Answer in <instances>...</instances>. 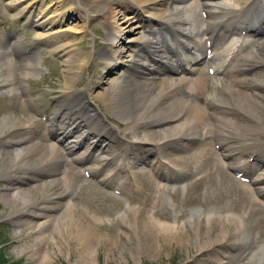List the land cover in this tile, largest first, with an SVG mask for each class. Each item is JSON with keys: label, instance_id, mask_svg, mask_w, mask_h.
Listing matches in <instances>:
<instances>
[{"label": "rangeland", "instance_id": "374dc122", "mask_svg": "<svg viewBox=\"0 0 264 264\" xmlns=\"http://www.w3.org/2000/svg\"><path fill=\"white\" fill-rule=\"evenodd\" d=\"M29 1L0 0V65L6 62V57L1 50L3 49L6 56H8V61L10 60V67L15 73V75L9 74L10 83L3 79V72H0V119L8 113L12 116L16 115L25 122L23 124L26 125L25 129L28 131V140L36 142L47 141L49 143L55 141L56 145L62 148L60 145L62 141L58 143L59 141L56 140L53 129L47 130V128H53L55 124L57 126L60 120L66 121L67 119L62 116L65 111H68L56 106L59 100L65 98V96L59 95L64 90L66 74L63 69L62 59L65 57L61 58L58 53L51 51V45L65 44L72 40L78 42L76 46L70 45L66 48V53H73L75 58H77V55L82 57L85 52L90 53L93 50H98L97 56L92 57L87 66L84 67L83 65L85 69L82 68L75 72V80L71 81L75 89H82V87L89 84V86H92V91H94L97 87L95 80L98 77L101 75L105 76V72L114 69L117 72H121L125 63L122 66L111 64L109 68H103L102 64H100L99 59L103 58L104 52L100 54L99 50L104 51L102 49L103 37H105L104 24L107 25L108 22L105 17H102L103 13L101 12L102 15L97 12H95L96 14L90 12L94 16L89 17L90 20L87 18V21L84 15L86 22L84 23L83 32L69 33L68 31H62L61 35L56 34L51 38L52 42L38 44L35 38L40 28L36 25V22L39 21H35L38 9L36 8L34 11V9L29 7L33 3H30L25 10L30 9L24 10L23 20H17V23H23V27L17 28L16 25L18 24L16 22H10L11 16L27 5ZM39 1L41 3L43 0ZM49 1L51 0H44L43 3L47 4ZM98 1L100 0H64L61 5H69L74 9L72 13L78 12V14L83 15L85 12L81 6L84 5V7L89 9L92 4ZM105 1L107 2L105 3ZM105 1H102L105 3L104 8L109 6L107 8L109 9L116 6L111 4L112 1L110 0ZM225 1L233 2V0ZM260 1L262 0H257L256 8L258 11H255L254 17L257 16L258 19L259 15H261L259 20L262 18L263 21L264 15H262L258 7ZM52 2V4H56L57 0H52ZM177 3L183 2L177 1ZM127 6L129 13H131L127 15L136 16L133 18V24L135 25L139 23L140 17L148 16L145 11H141L140 7L130 2ZM63 12L64 8L54 9L52 7L50 10L45 11L42 19L52 15L59 21V18H61L60 14ZM195 14L192 11H188L185 16L190 17L191 20L194 19L196 28L201 29L202 25L204 26L202 24V14L200 11L198 12V17ZM66 16H68V13L65 12L63 18ZM27 17L29 18L27 19ZM73 24H75V20L71 18L68 22L55 23L53 29H58L57 27L61 26H69L74 29L78 27L76 25L73 26ZM193 24L194 22L192 21L187 27L193 28ZM164 33L169 37L172 36L171 32L166 33L165 31ZM193 34L195 35V32ZM197 36L194 37L195 40H197ZM241 36L243 39L247 35L243 34ZM259 37L261 40L258 38L256 40L257 44L264 39V31L260 33ZM199 39L202 38L199 37ZM229 41L226 42L227 45L236 42ZM15 42L17 46L14 49L11 44ZM173 42L172 37L169 40L170 44L166 45L177 52ZM227 45L221 44L218 46L216 51L219 52V56L214 53L210 59L211 61L209 60L211 65L213 63L214 66L221 68L226 62L225 58L229 56ZM194 50L196 53L198 52L197 54H202L204 49L201 51L200 47L196 46L192 49V51ZM204 52L208 54L206 50ZM74 53L77 55L75 56ZM98 57L99 59H97ZM220 57H223L224 61ZM177 60L179 62L184 61L183 55L180 57L177 55ZM167 64L166 62L163 65L166 66ZM175 65L177 66L178 64L176 63ZM167 66L171 68L169 64ZM186 66L188 68V65L185 64ZM260 69L263 70L259 65L254 69L258 76L261 75L259 73ZM254 70H249L247 74H251ZM169 71L170 73L166 69L161 76L177 77L173 71ZM178 75L183 76L181 73ZM184 75L194 77L192 73L184 72ZM257 75L254 74L253 77ZM208 76H210L209 73ZM205 90L206 92L210 91L206 85ZM99 91L97 89L94 93ZM93 101L97 105L96 108L103 113L106 121L113 127L114 134L125 143L133 142L135 131L133 129L124 131L125 123L119 116L111 112L112 110L110 111L102 101ZM54 110H59L56 116L57 119L49 121L48 114ZM68 112H70L68 114V120L70 121L74 120L72 119L74 116H80L76 108ZM251 115L253 114L251 113ZM75 120L80 122L82 120V124L79 123V126L75 129L76 132L68 134V136L70 135L68 138H73L78 132L85 131L84 117L80 120ZM195 128L198 133H203L208 127H205V125L201 126L197 122ZM139 129H142V127H139ZM6 132L4 133L6 134ZM0 136V173L8 175L11 179L10 181L17 183L20 189L29 190L31 198L35 200L34 204H37L32 210L35 213L39 212L41 207L38 206L43 204L41 202L42 197L54 191L55 187H57L55 188V190L58 189L57 191L64 187L66 189L63 200L67 202L68 206L66 205V209L69 212L65 214L66 218H61L63 221L56 224L53 233L50 232V235L48 233L49 227L47 225L45 228L43 227L46 219L41 215L24 217L26 222L28 221L27 223L22 225L15 224L14 218H10L7 215L10 211V203H14V201H11L12 198L8 197L10 201L7 199L8 194L7 189H5V186L11 182L0 177V264H34L31 256L40 257L36 264H264V193L256 190V186H264V179L256 184L251 180L255 175H260L261 171L264 172V165L260 166V164H258V171L256 169L251 171L252 168H256L258 160L262 159L264 141H260L261 146L249 147L251 150L259 152V154H256L255 160L253 156H247L249 149L240 147L237 148V151L243 150L242 153L236 154V158L233 157L235 158H232L233 160L227 159L223 155L224 152H227L224 147L214 143L209 137H201L202 142L197 141L196 143L190 140L191 148L203 146L204 143V146L212 148L215 154L211 153V156L207 155L204 158L201 156L194 157V155L188 157L187 154L184 155L183 151L176 152V149L168 148L167 150H170L168 153L165 151H154L157 153L156 155L152 154L151 158L145 157L144 161L131 165L127 158L128 155H124L122 150H118L120 153L116 154V156L122 157L117 159L108 157L104 160L105 156H103L102 160H93V158H84V155L82 157L79 155L85 150V141L82 140L76 146L74 145L71 151L63 150L62 148L60 160H53L55 162L52 161L50 162L51 164H48L49 174L47 172L40 174V172L35 171L37 163L34 159L30 160L31 167H34L33 171L27 166L19 168L18 165L12 167L11 164L1 168L3 164L1 152L10 150L12 146L8 145V140L10 139L8 136L3 134H0ZM99 139L102 142L104 138ZM93 140L94 138H90V141ZM110 141L112 142L110 143ZM113 141V139L105 140L107 142L106 148L115 146L116 143ZM185 143L187 144L186 141ZM146 147L154 149L150 145H146ZM96 150L97 148H95ZM261 150L263 152H260ZM86 153H89V151ZM147 154H151V152ZM89 156H91V153L88 154ZM10 157H13L12 153ZM158 158L162 160L161 163H159ZM119 160H125L124 165L123 167H118L116 172L114 171L111 177L113 182L107 184V181L102 178L109 172L108 168ZM223 161H228V163L232 161V163L235 162L237 164L244 163L245 167L242 165L238 171L240 173L237 175L233 169L222 164ZM262 162H264L263 159ZM220 164L222 165L220 166ZM100 165H102L101 171L99 170ZM8 166L10 168L9 171ZM42 168L46 167L41 165L40 169ZM224 170L225 172L223 173ZM25 173H30L33 180H25ZM223 174H225L224 177ZM242 175L245 179H241ZM51 177L59 179L55 182H49ZM50 183L52 184L50 185ZM51 197H54L53 201L57 200L56 195ZM214 210L217 212L215 213ZM60 213L62 211L54 214L57 216ZM203 213L212 214V219H203L202 221ZM198 216L199 219H197ZM228 216H231L229 220H227ZM156 221L161 227L160 231H156L152 227L151 222L155 223ZM235 225L239 227L238 237L241 236L240 239L242 238V240H239V243L234 245V247H227L230 250L227 252L228 256L223 255V250L226 251L224 246L216 245L212 251L200 249V240H203L206 236L211 239V236L213 238L216 235H222ZM86 227L91 231L88 234L85 232ZM162 230L166 233L162 232ZM211 230H214V233ZM85 234L87 235L85 236ZM36 236L40 237V245H43V248L39 245ZM201 250L203 253H201Z\"/></svg>", "mask_w": 264, "mask_h": 264}, {"label": "bare ground", "instance_id": "6f19581e", "mask_svg": "<svg viewBox=\"0 0 264 264\" xmlns=\"http://www.w3.org/2000/svg\"><path fill=\"white\" fill-rule=\"evenodd\" d=\"M43 1L40 3L39 0H30L27 5L11 16L10 22L17 23L18 19L22 21L24 10L30 5V3H33L29 7L34 9V11L36 8L38 9L36 11L35 21H39L36 22V25L40 27L35 38L38 44H48L52 42L51 38L54 35H61L62 31H68L69 33L83 32V28L85 27L84 23L87 21V18L94 16V14H91L90 12H101L103 13L102 17H105L108 22L107 25L104 24L105 37H103L102 45L104 51L99 50L100 54H103L104 52L102 55L103 58L101 57V59H99L98 57L97 59L100 60V64H102L103 68H109L111 64L122 66L123 63H125L121 72H117L115 69L110 70L105 72V76L101 75L95 80V85L97 87L94 91L99 89L100 91L98 93H94V91H92V86H89V84L82 87V89H75L72 85L76 76L75 72L82 69L83 65L84 67L87 66L90 60H92V57H95L98 53V50L91 51L90 53L92 56L87 52L83 55L84 57H80V55L74 53L75 56L77 55V58H75L73 53H66V48L70 45L76 46L78 42L72 40L65 44L51 45V51L58 53L61 58L65 57L62 59L63 69L66 74L64 90L59 93L60 96H65V98L59 100L56 106H60L62 109L68 111L74 108L80 109L84 107V132H78L73 138H68L70 136H68V134L75 133L76 127L81 123L80 121L75 120L78 119L75 116L74 118L71 117L75 121L60 120L57 126L55 124L53 128H47V130L53 129L56 140L59 141L58 143L62 141V144L60 145L63 150L71 151L74 145L76 146L80 141L84 140L85 150L79 154L82 157L84 155V158H93V160H102L103 156H105L104 160L108 157L110 159H117L122 157L116 156V154L120 153L118 150H122L124 155H128L127 158L130 161L128 162L133 165L140 161H144L145 157L149 159L148 155L150 154L147 155L149 152L155 155L158 151H165L168 153L170 151L167 150L168 148L176 149V152L183 151L184 155L187 154L188 157L191 155H194V157L201 156L203 158L205 156L207 157V155L211 156V153L215 154V152H213L212 148H208L209 146L205 147L204 143L203 146H197L194 149L191 148L192 146L190 145V140L197 143V141L202 142L201 137H209L214 143L224 147V150L227 152H224L223 155L227 159L231 160L236 154L239 155L238 153H242L243 150L237 151L238 147L249 149V153L246 151V153H248L247 156L252 155L254 157V155L259 154V152H255L249 147L257 145L261 146L262 144L260 141H264V110L262 111V109H264V39L258 44L256 43V38L252 42H244L237 45H232V43L231 45H228L229 47H227V50L229 51L227 52L230 57L221 68L214 66L213 63L211 65L209 60H204V56L199 58L197 55L192 59L191 55L182 53L181 55H183L184 62H186V65L189 64L187 70H185L184 66H182L177 60L178 52H183V49H180L182 45L185 46V50H187L188 53H190V48L192 46L193 48L199 46L201 51L203 47L211 48L212 51H214L210 56V58H212L214 53L217 55L219 53L216 51L217 44H223L229 38V35H233L237 31L248 30V28L252 30L251 32L254 33V36L256 35V32L260 33L262 29L261 27L264 25V20L262 21V18L259 20L261 15H259L258 19L257 16L254 17L255 11H258L256 8L257 0H233L232 3L225 0H110L112 1L111 4H115L116 6H114L117 8L110 7L109 9H107L109 6L104 8L107 1L100 0L95 4H92L89 9L84 7V5L81 6L85 12L83 15L78 14V12L72 13L74 9L69 5H61L64 3V0H57L56 4H52V0L47 4H45V2L43 3ZM102 1H105V3ZM177 1L183 3H177ZM185 1L186 3H184ZM129 2L140 7L141 11H145L148 15L147 17H140L139 23L136 25L133 24V18L136 16L127 15L131 14L129 13L127 6ZM52 7L54 9L64 8V12L60 14L61 18H59V21L55 19V16L52 17V15L42 19L45 11L50 10ZM258 7L259 11L264 15V0L260 1ZM188 11L196 13L195 15H197V17L199 16L198 12L200 11L204 24L201 29L196 28V21L194 19L191 20L190 17L185 16V13ZM65 12L68 13V16L63 18ZM84 15L86 16V21ZM28 18L29 17H27V19ZM71 18L75 20L73 26H78L75 27V29L69 26H61L57 27L58 29H53L55 23L68 22ZM77 20L78 22H76ZM192 21L194 22L193 28L187 27ZM17 24V28H20L21 26L23 27V23ZM163 31H166V33L171 32L173 34V43L175 44L177 52L167 47L164 42L165 36ZM194 32L195 35L193 34ZM199 33L203 36V40L199 39L198 41H194L191 45L189 43L190 38L197 36ZM16 46V42L11 44V47L14 49ZM1 50L2 54L6 57V62L0 65V72H3V79L8 82L10 80L9 74L15 75V73L10 67V60L8 61L7 58L8 56H6L3 49ZM170 50L174 51L173 54ZM185 57L189 59H185ZM220 58L223 60V57ZM165 61L171 66V68H168V64L166 66L163 65L166 63ZM176 61L178 64L177 66L174 64ZM199 61L202 62V64L199 63ZM196 63H199L200 65L198 64L195 67H192V65ZM257 65L263 68V70H259V73H261L259 76L254 70ZM32 68L34 69L33 66ZM208 68L210 69L209 72L214 71L210 76H208ZM166 69L173 71L177 77H170L168 75L161 76L165 73ZM249 70L254 71L251 74H247ZM184 71L193 72L194 77L184 75ZM179 73L183 74V76H179ZM254 74L257 76L253 77ZM205 85L209 87V92H206ZM93 100L102 101L110 111L112 110L111 112L119 116L125 123L123 128L124 131L130 129L135 131L133 142L125 143L121 138L114 134L113 127L106 121L103 113L96 108L97 105ZM58 111L59 110L51 111L48 114V120H53ZM251 113L253 115H251ZM23 121L24 120H21V118L19 119L18 116H12L9 113L0 119V134L8 136V138H10L8 140V145L12 146L10 150H3L1 152L3 159L1 168L11 164L12 167L18 165L19 168L27 166L33 171L34 167H31L30 160L34 159L37 163V169H35V171L38 173L40 172V174L42 172L48 173V164L53 160H60L62 148H60L59 145H56L55 141L49 143L47 141L36 142L34 140H28V131L25 129L26 125L23 124L25 123ZM68 122L69 124H67ZM197 122H199L201 126L205 125V127L208 128H206L203 133H198L195 128ZM139 127H142V129H139ZM4 132H6V134ZM97 136H100L99 138H104L103 141L100 142V139ZM90 138H94V140L90 141ZM110 139H113L116 145L114 146L112 144L113 147H109V149L106 148L107 142H105V140ZM94 141H98V143H94ZM111 142L112 141H110V143ZM146 145H150L154 147V149L147 148ZM95 148H97L96 151ZM87 151H89V153H86ZM260 152L263 151L261 150ZM11 153L13 154L12 158L10 157ZM90 153L91 156L88 157V154ZM150 156L152 157V155ZM261 157L264 161V154L261 155ZM124 161L125 160H119L112 164L111 167L108 168L109 172L105 174L102 179L111 184V182H113L111 178L113 172L118 167H123ZM161 162L162 160L159 159V163ZM222 164L233 169L234 172L239 171L243 165V163L237 164L235 162L232 163V161L230 163H228V161H223ZM222 164H220V166ZM258 164L259 161L257 162V166H255L256 163L254 165L256 168H252L251 171H254V169L258 171ZM41 165L46 168L40 169ZM100 166L99 170L102 168V165ZM9 170L10 168L8 166V171ZM224 172L225 170L223 173ZM25 174V180H33L30 173ZM224 175L225 174H223V177ZM257 175L253 178L251 177L254 184L264 179V172L261 171L260 175ZM0 177L7 179L8 181L11 180L8 175L3 173H0ZM58 179L59 178L55 179L54 177H51L49 182H55L58 181ZM18 180L16 181L18 182ZM10 182V184L5 186V189H7V199L8 197L12 198L11 201H14V203H10V211L7 215L10 218H14L15 224L19 225L28 222H26L24 217L41 215L46 219L45 226L43 227L45 228L47 225L49 227V235L50 232L53 233L56 224L63 221L61 218H64L66 216L65 214L69 213L66 209L67 202H64L63 200L66 188L63 187L57 191L58 189L55 190V188H57L55 187L54 191L45 194L41 199V202L43 203L42 206H38L41 207V210L35 213L32 209L35 208L37 204H34L35 200L34 198H31L29 190L20 189L17 183H12L13 181ZM51 184L52 183H50V185ZM256 187V190H260L261 193H264V186ZM55 195L57 196V200L53 201L54 197L51 196ZM62 207L64 208L60 210ZM58 211H62V213L56 216L54 213ZM198 211H200V209H198ZM228 217L227 220H229L231 216ZM201 218L202 221L203 219H212V214L203 213ZM197 219H199V216ZM151 223L156 231H160L161 227H159L157 221ZM41 231L43 232V229ZM211 231L214 233V230ZM85 232L88 234V232L90 233L91 231L86 227ZM162 232H164V230H162ZM87 234H85V236ZM220 235H216L213 238L211 236V239H208L207 236L206 238L201 236L203 240H200L199 242L200 249L202 248L203 251H212L216 245L224 246L226 251L223 250V255L228 256L227 252L230 250L227 247H234V245L239 243V240H242V238L240 239L241 236L238 237V225H235L232 229H228V231H225L224 234ZM36 237L40 245V237ZM40 246L43 248V245ZM202 250L201 253H203ZM31 259L32 262L36 264L40 257L31 256Z\"/></svg>", "mask_w": 264, "mask_h": 264}]
</instances>
